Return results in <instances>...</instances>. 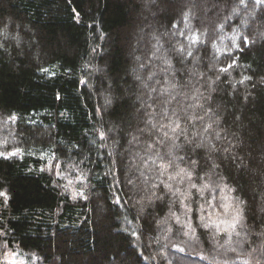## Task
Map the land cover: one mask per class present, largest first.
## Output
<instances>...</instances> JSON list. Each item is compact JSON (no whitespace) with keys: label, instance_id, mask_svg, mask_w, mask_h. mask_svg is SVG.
Wrapping results in <instances>:
<instances>
[{"label":"trees","instance_id":"obj_1","mask_svg":"<svg viewBox=\"0 0 264 264\" xmlns=\"http://www.w3.org/2000/svg\"><path fill=\"white\" fill-rule=\"evenodd\" d=\"M164 111L192 140L171 155ZM15 246L264 264V4L0 0V258Z\"/></svg>","mask_w":264,"mask_h":264},{"label":"snow or ice","instance_id":"obj_2","mask_svg":"<svg viewBox=\"0 0 264 264\" xmlns=\"http://www.w3.org/2000/svg\"><path fill=\"white\" fill-rule=\"evenodd\" d=\"M241 2H243V0H241ZM258 3L264 4V0H257ZM243 42L244 43H248V39L247 37L243 38ZM237 47H239V45H237ZM189 55H191V53H189ZM228 67H232V65H229ZM223 71H227V68L222 69ZM245 79H250V77H246ZM175 85H173L174 87ZM152 91H155V89H152ZM164 91H167V89H165ZM202 107V106H201ZM164 118L168 119V123L167 124H153L151 122V120L148 121L149 124H151L153 129H156L157 132H159L161 134V136L163 137V139L161 140H157L154 143L155 144H163L165 142V140L171 141V146L169 147V154L171 155L172 153V149L173 148H178L180 147V145H177L175 143L176 139H178L179 137L183 136L184 139L187 141L188 144H192V140H187V136L185 133V129L181 127V123L179 122V120H172L170 117H168V113L167 111H164ZM188 119L192 120V119H203V117H189ZM212 128V125L209 124L207 125L203 131L204 133H207L209 131V129ZM167 129V130H166ZM170 130V131H169ZM141 131H143V129H141ZM171 133V134H170ZM217 137H219V133L216 134ZM134 139H136L134 137ZM205 139H207V137H205ZM203 146V142H201L200 144H196V147H202ZM211 148L213 150H215V145H211ZM154 147V144L150 143L148 144V150L151 151L152 148ZM224 151H228V149H224ZM157 155H159V153H157ZM180 159H183V157H180ZM161 160H163V158L161 157ZM193 164L197 163L196 161H192ZM171 166V161H169L168 163H161L159 165V167L161 169H164L165 171ZM181 173H185V175L187 176L188 179H191V174L185 172L184 169L180 170ZM177 175H180V173H177ZM169 179H175L174 176H169ZM181 179H183V177H181ZM170 187V186H168ZM192 187H195V184L192 185ZM233 229L235 228V224L232 225ZM238 235V233H237ZM245 264H247V262H245Z\"/></svg>","mask_w":264,"mask_h":264},{"label":"rangeland","instance_id":"obj_3","mask_svg":"<svg viewBox=\"0 0 264 264\" xmlns=\"http://www.w3.org/2000/svg\"><path fill=\"white\" fill-rule=\"evenodd\" d=\"M1 253H4V256L0 258V264H35L38 261L36 258V253H23L19 250L18 246L8 247ZM28 255H32L31 260H26V258H28Z\"/></svg>","mask_w":264,"mask_h":264}]
</instances>
